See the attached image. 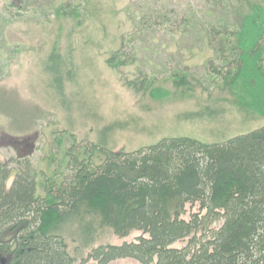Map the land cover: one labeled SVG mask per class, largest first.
Instances as JSON below:
<instances>
[{"label":"trees","instance_id":"trees-1","mask_svg":"<svg viewBox=\"0 0 264 264\" xmlns=\"http://www.w3.org/2000/svg\"><path fill=\"white\" fill-rule=\"evenodd\" d=\"M238 2L232 24L223 11L209 20L193 13L181 30L198 31L215 52L204 80L178 67L162 82L139 71L126 86L157 103L208 92L207 104L184 120H219L224 109L217 105L229 99L264 121V1ZM54 12L79 24L84 19L78 5ZM57 47L44 68L67 107L75 68ZM135 61L119 49L106 63L120 70ZM117 128L99 130L96 142L58 132L55 151L43 159L46 170L27 158L16 169L0 164V264H264V125L223 143L166 137L131 152L110 145ZM65 140L72 146L60 161ZM83 141L91 147H81ZM108 231L119 239L141 235L98 244Z\"/></svg>","mask_w":264,"mask_h":264},{"label":"rangeland","instance_id":"rangeland-1","mask_svg":"<svg viewBox=\"0 0 264 264\" xmlns=\"http://www.w3.org/2000/svg\"><path fill=\"white\" fill-rule=\"evenodd\" d=\"M62 5L82 7V23L58 18L54 11ZM238 7V0H0V164L16 169L27 158L46 170L43 159L55 151L58 134L96 142L99 130L118 123L122 128L115 130L110 145L128 152L166 137L223 143L261 127L264 121L248 117L229 99L217 105L224 109L219 120H184L183 114L207 104L208 92L202 89L193 97L157 103L125 83L139 71L162 82L178 67L204 80L215 52L202 43L198 31L181 33L186 19L200 13L209 20L223 11L225 22L232 24ZM56 45L63 57L71 56L75 68L74 79L66 84L68 108L44 68ZM119 49L136 57L135 64L110 68L106 62ZM89 142L81 147H91ZM71 146L64 141L60 161ZM140 235L119 239L108 231L98 244L134 242ZM112 264L139 263L123 259Z\"/></svg>","mask_w":264,"mask_h":264},{"label":"water","instance_id":"water-1","mask_svg":"<svg viewBox=\"0 0 264 264\" xmlns=\"http://www.w3.org/2000/svg\"><path fill=\"white\" fill-rule=\"evenodd\" d=\"M3 264H4V262H3Z\"/></svg>","mask_w":264,"mask_h":264}]
</instances>
